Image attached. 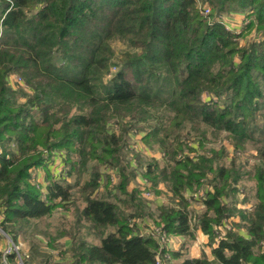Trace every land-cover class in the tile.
I'll list each match as a JSON object with an SVG mask.
<instances>
[{
	"label": "trees",
	"instance_id": "1",
	"mask_svg": "<svg viewBox=\"0 0 264 264\" xmlns=\"http://www.w3.org/2000/svg\"><path fill=\"white\" fill-rule=\"evenodd\" d=\"M5 12L0 216L15 243L65 211L71 220L62 216L54 235L39 232L58 264H155L165 253L168 264H264V0H0V19ZM237 13L247 22L234 31L223 18ZM115 40L126 49L116 52ZM129 134L157 158L132 150L137 168L123 162ZM220 134L233 154L204 148ZM248 145L260 159L251 167L241 160ZM57 155L65 173L54 178ZM40 168L44 189L33 176ZM137 174L153 194L164 186L169 202L151 208L139 187L129 189ZM248 177L251 211L237 201ZM219 227L210 257L185 256L197 230L210 243ZM27 235L26 262L49 264L52 253ZM159 235L184 239L181 249L161 247Z\"/></svg>",
	"mask_w": 264,
	"mask_h": 264
},
{
	"label": "rangeland",
	"instance_id": "2",
	"mask_svg": "<svg viewBox=\"0 0 264 264\" xmlns=\"http://www.w3.org/2000/svg\"><path fill=\"white\" fill-rule=\"evenodd\" d=\"M205 13H207V11L205 10ZM238 17H237V19H236V21L235 20H230L229 18H223L228 24H226V26L227 27H231V28H234V31H235V29H240V28H243L244 27V25L246 24V22L247 21H245L244 20V22H241L238 18L242 15V14H239V13H237L236 14ZM243 16V15H242ZM254 30H253V28H252V31L251 32H248V33H246L242 38H240V44L241 45H243L245 42H248L249 40H251L252 39V37H254ZM112 46H113V48L116 50V52H118V53H120L121 51H124L125 49H126V46H125V44L122 42V41H120V40H115V41H113L112 42ZM116 70V68L115 67H112V72L113 71H115ZM115 125H110V130H115V127H114ZM185 132H183L181 135H183V136H185ZM224 135L225 134H220V136L218 137V139H215L214 137H212L211 135H208V140H207V142H204V148H215V149H219L222 145H224L225 146V148L227 147V149H228V151H229V153L230 154H233V151H232V148H231V146H229L228 144H227V140H224ZM140 136V135H139ZM138 138H131V140H133V141H135V140H137ZM195 139L196 140H198L199 138H197L196 136H189V141H195ZM130 140V139H129ZM6 147V146H5ZM10 147L12 148V147H14V146H11V145H9V146H7L6 148L7 149H10ZM248 148H247V150L245 151V153H243V155H242V162L243 163H245L246 165H247V167H251V165H253V163H258V160H260V159H258V157H256L255 156V152H256V150H255V147L254 146H252V145H248L247 146ZM15 149V148H14ZM14 151V150H13ZM15 153V152H14ZM255 153V154H254ZM229 158V157H228ZM57 161H58V159H56ZM229 160V159H228ZM100 168H101V166H100ZM39 171L41 172H43L44 171V169H39ZM45 174V173H44ZM43 174V176H46V175H44ZM50 174L51 175H53V169L50 167ZM50 175V176H51ZM47 177V176H46ZM74 180V175H73V177H70L69 178V181L72 183V181ZM241 184L242 185H244V187H245V190H244V193H240V194H238V206L240 207V205H242V207L243 208H245V209H247L248 211H251V209H252V202H253V193H254V190H253V187H254V180L252 179V178H246L244 181H242L241 182ZM160 188L162 189V194H158L159 196L158 197H160L161 198V196H162V198L164 199V202H166V201H169V199H170V196L167 194V190H166V188L164 187V186H160ZM243 194H245V195H248L250 198H251V201L250 202H246V203H242L241 201H242V199H243ZM154 195V194H153ZM153 202H154V200L152 201V203L150 202V204H151V206H152V204H153ZM195 206V202H191V206ZM70 220H71V218H69ZM49 222H43V223H45L44 225H42L41 223H39V227H43V226H46V225H48L49 224V227H51V228H55V227H57L56 226V224H59V226H61V224H63V223H65V221H62L61 222V217H60V215L59 214H57V212L48 220ZM61 222V223H60ZM146 227H148V226H146ZM40 231H42V229L40 228L39 229ZM52 231V230H51ZM54 231V230H53ZM149 231H151V229H149ZM13 241V240H12ZM183 241H184V239H182V238H178V237H169V241H168V243H167V245H166V249H181V245L183 244ZM194 241H190L189 243H186L185 244V248H186V250L187 251H184L185 252V254H186V256H193L194 254H196L197 252H198V250H196V248H195V244L193 243ZM212 242H213V244H212ZM214 242H215V240H214V237H213V240H211V242L210 243H208L209 245H208V248H209V253H211V248L212 247H214ZM13 243H14V246L16 247V249H17V252H18V255H19V257L23 260V261H27V260H25V258L28 256V255H26L25 253V251L24 250H26L27 251V248H28V245H20V243H15L14 241H13ZM41 247H45V248H47L46 247V245H40ZM5 248H6V244H5V242L4 241H2V239L0 238V251H1V253L5 250ZM48 251H50V248L48 249L47 248V251H45V252H48ZM28 253V252H27ZM53 259V258H52ZM52 259H50L49 261H53ZM35 261H37L36 259H33V261H28V262H30V263H35V264H39V263H36ZM49 263V264H54V263Z\"/></svg>",
	"mask_w": 264,
	"mask_h": 264
},
{
	"label": "crops",
	"instance_id": "3",
	"mask_svg": "<svg viewBox=\"0 0 264 264\" xmlns=\"http://www.w3.org/2000/svg\"><path fill=\"white\" fill-rule=\"evenodd\" d=\"M131 138L133 139V138H139V141H140V136H139V134L138 135H132V134H129V137H128V139H130L131 140ZM125 151V150H124ZM142 153H145L147 156H152V157H155V158H157L156 156V154L154 153H150L149 151H144V152H142ZM133 156V155H132ZM134 159V158H133ZM136 165V164H135ZM136 168H137V165H136ZM139 170V169H138ZM105 171H108V172H110V177L112 178V181L114 182L115 180H116V178H115V175H113L114 174V172H112V171H109V170H107V169H105ZM117 172V171H116ZM43 174H44V171L42 172H40L39 171V173H38V176H39V179L40 180H42V181H44L45 183L44 184H46L47 183V181H46V179H45V176H43ZM45 175V174H44ZM141 174H137V176L135 177V179L130 183V185H129V189H131V188H136L138 185H139V183H140V181H141V179H142V176H140ZM162 186V185H161ZM159 188H160V186H159ZM161 189V188H160ZM161 191H162V189H161ZM167 192V191H166ZM160 194H162V193H160ZM167 194L170 196L171 194L169 193V192H167ZM159 195L158 194H154V195H152V197L150 198V200H148V203L150 204V202L152 203V201L154 200V202H153V204H152V206H151V204H150V206H151V208H155L156 206H159V205H161V204H167L169 201H166V202H164V199L162 198V196H161V198L160 197H158ZM194 211H195V213L197 212H199L201 209V205L200 204H196L195 203V206L193 205V206H190ZM190 208V209H191ZM57 214H59L60 215V217L62 218V216H64L65 218H69L70 217V215H69V213L68 212H65V211H61L60 213H57ZM49 220V219H48ZM48 220H46V221H44V222H49ZM39 223H41L42 225H44L45 223H43V222H40V221H36L35 222V224H36V226H31V227H29L28 228V230H27V234H31L32 235V238L33 239H35L37 242H39L40 243V245H46L47 244V239L46 238H44L41 234H39V232H40V228L42 229V231H48L49 233H51L52 235H54V233H55V231L57 230V229H59V228H61V226H59V224H56V226L57 227H53V228H51V227H49V224L48 225H46V226H43V227H39ZM151 225V220L149 219V218H146L144 221H142V222H140L139 223V225H138V229H139V232L143 235V234H146V233H148V227H146V226H150ZM52 230V231H51ZM54 230V231H53ZM27 234H25V235H23V236H21V237H19L18 238V242L20 243V245H28V240H29V236L27 235ZM196 237H195V240H194V244H195V248H196V250H198V252L196 253V254H194L193 256H186V254H185V252H184V254H185V256L186 257H199L200 255H201V253L202 252H204L207 256H211V253H209V248H208V238H207V236L206 235H204V234H202L201 233V231H199V230H197L196 231ZM63 239V238H62ZM62 239H60L59 240V244L60 245H63V250H66V251H68L69 249H70V246H71V240L70 239H68V238H64L63 240ZM57 242V241H56ZM215 246V245H214ZM42 248V250H45V251H47V248H45V247H41ZM28 249L29 248H27V251L26 250H24L25 252H26V254H27V252H28ZM173 249V248H172ZM173 250H176V248L175 249H173ZM185 251V250H184ZM187 251V250H186ZM49 252H51L52 254V262L51 263H54V264H58V262H59V260H58V258H59V256L57 255V253H55V252H57L56 250H51L50 249V251Z\"/></svg>",
	"mask_w": 264,
	"mask_h": 264
},
{
	"label": "built area",
	"instance_id": "4",
	"mask_svg": "<svg viewBox=\"0 0 264 264\" xmlns=\"http://www.w3.org/2000/svg\"><path fill=\"white\" fill-rule=\"evenodd\" d=\"M10 10L7 9L6 12H8ZM6 12L3 14V16L0 19V23L2 21V18L4 17V15L6 14ZM0 35H1V28H0ZM11 83H22V81L16 77V76H12L9 78ZM11 146H14L13 144ZM143 145L141 144V142L139 141V138L135 141L133 140H129L127 146L125 147V151H124V155H123V162L128 161L129 163H131V165L135 166V161L133 159V156L131 154L132 150L135 151H144L142 150ZM2 149L0 147V153H1ZM58 156V155H57ZM54 156L52 157V161L49 162L50 167L53 169V177L57 178V177H62L65 173V169H63L62 167V163L60 161V157L58 156ZM58 159V161L56 160ZM41 169V168H40ZM109 171L114 172L115 170L113 168H106ZM39 173V169L34 170L33 171V176H35V178L37 179V181L42 185V188H45V182L39 179L38 176ZM139 187L142 191H143V196L147 199L150 200V198L152 197L153 193L148 189V185L146 183V181L142 178L139 185L137 186ZM216 234L214 235V245H216V242L222 238L224 236L225 233V227H219L216 229ZM161 247H164L166 249V245L169 241L168 237L165 235H159L156 236ZM0 238L2 239V241L5 242L6 244V248L5 250L1 253V257H2V261L5 264H35V263H30V262H26L23 261L17 252L16 247L14 246V243L12 241V239L10 238V236L3 230V228L1 227V216H0ZM213 244V242H212ZM13 254L14 255V261L10 263V261L8 260V256ZM170 260V256L168 253H165L164 256H160L157 255L156 256V261L155 264H168V261Z\"/></svg>",
	"mask_w": 264,
	"mask_h": 264
}]
</instances>
